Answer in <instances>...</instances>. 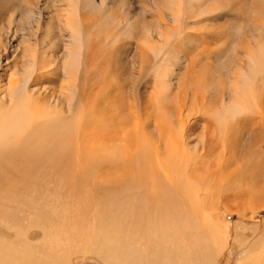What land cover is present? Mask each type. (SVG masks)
<instances>
[{
	"label": "bare ground",
	"instance_id": "bare-ground-1",
	"mask_svg": "<svg viewBox=\"0 0 264 264\" xmlns=\"http://www.w3.org/2000/svg\"><path fill=\"white\" fill-rule=\"evenodd\" d=\"M105 1L58 0L56 2L59 8L60 27L65 28V32L68 31V35H64L67 39L64 41L65 46L63 45L65 55L63 54L60 64L64 83L69 85L65 101L61 102L55 96H51L47 89L42 87L46 83L55 81L51 75L57 71L53 68L54 55L48 52L54 46L46 44L45 37L33 41V38L25 36L21 41L22 45L13 52H9L6 38H0V190L7 197H14L20 191L22 194L25 193L31 185L36 184L37 179H41L36 178V170L46 165L52 168L55 178L59 176L63 178V181L55 183L57 186L55 185L54 191L52 190V195L59 188L64 194L76 197L66 198L72 203H65L64 198L62 200L52 197L56 199L55 208L46 205L43 209L39 208L40 204L37 201L36 204H25L23 208V203L27 200L25 196L0 198V226L5 225V229L14 234L15 238L0 237V264H75L77 256L80 255L95 256L104 264H214V255L217 253L222 256L232 239L231 228L217 222L215 214L218 210L214 207L215 201L202 200L205 194L201 191L195 176H192L196 171L198 173V170H202L199 166L202 161L195 166L192 173V155H190L192 148L189 147L188 142L192 125L190 120L192 111L189 109L191 107L187 103H180L175 115L172 116L173 113L168 115L165 112L160 120L153 121L151 125L148 119L141 117L148 109L144 104L136 107L131 105L132 103L125 102L128 101L125 95L128 90L133 91L136 97L140 96L137 94L141 92V83L146 81L142 76L145 70H147L146 77L150 74L155 76L156 84L159 83L160 88L165 84L166 72L151 66L148 53L143 49L139 51L141 80L139 79L137 83L127 82L122 78L115 80L117 71L121 72L127 66L133 69L136 67L135 60H127L125 47L123 51L106 54L105 57L95 50L93 51L95 54L89 52L85 58L83 49L87 46L86 21L90 20V17L88 18L90 14L87 15L85 12L100 13L106 6ZM184 1L189 3L188 6L192 10V2L196 0L165 1L167 8L176 11V14L171 16V21L176 27L172 35H169L170 30L162 31L159 27L155 33L157 41L153 40L155 37L153 35L143 40L155 59L173 43V40L169 43L173 37L179 36L185 30L181 32V29L186 27V21L181 18V6H184L182 5ZM107 14L114 21L118 18L113 11L108 10ZM106 41L101 44L108 46L112 42L108 39ZM92 45L96 48L95 43ZM101 57L105 59L104 62L101 61ZM103 64L111 68L108 70L112 75L109 79L114 82L111 85H116L114 87L116 94L111 98V93L103 92L104 97L96 98L90 103L92 95H87L85 87L88 85L89 89L102 84L98 76ZM249 64L254 72L263 66L264 49H259L258 54ZM114 73L115 77L112 78ZM234 80L235 98L229 102L223 100L221 108L213 113L217 125L215 128L221 138L227 137L229 140V135L238 137L236 143H232L234 145L227 143L232 148V155L226 159L225 165L229 167L237 162L243 163L242 167L247 168L244 174H249L252 183L257 179L255 176L264 175V154L260 149V146L262 147L260 143H264V107L260 108L261 111L258 110L260 114L255 112L257 109L255 110L256 106L253 105L254 102L252 103L255 94L249 74L243 73L239 80L236 78ZM134 85L135 87L132 88L131 86ZM67 91L65 89L66 93ZM167 93L160 91L159 96H172ZM60 95L62 96L61 93ZM256 113H258L257 118H255ZM246 114H252L254 117L248 115V118L239 122V119ZM233 121L237 124L231 126ZM96 126L101 131L100 138L104 145L110 142L111 134L124 135V141L122 139L119 141L129 142L133 150L131 160L133 157L135 167L140 168V157L144 149L157 153L156 163L160 168L157 167L156 171L150 172L152 191L147 198L139 194V199H135L133 203L131 201V205L124 207L118 203V194L114 186L107 188L101 184L102 187L99 186L101 194L110 197L98 207L97 203L103 198H90L89 183H87L91 173H94V167L98 168V166L88 161L90 163L70 170L69 165L74 155L72 151L83 146V141L81 142V137H84L83 128ZM152 127L155 132L149 130ZM117 137L119 138V135ZM243 139L245 142H242ZM93 147L77 153L85 160L86 156L83 155L88 152V154L93 153L90 151L94 150ZM117 152L101 148L100 167L105 169L107 166L109 170H114L115 165L119 163ZM125 157H129L128 154ZM145 162L150 165V157ZM105 177H111L114 183L118 180L115 175ZM91 179L93 185L97 187L95 177ZM262 181L264 182V178ZM250 182L248 185L251 184ZM247 188L248 200L255 202L252 214L264 210V183L260 188H249V186ZM93 193L95 194V190ZM238 199L244 198L236 200ZM90 206H93V209H89ZM227 211L236 212L243 219L248 216L246 210L229 208ZM32 226L46 230L43 243L32 242L25 238V235H28L26 229ZM259 231L260 227L254 229L255 233ZM31 234L35 240L36 232ZM244 236L245 231H237L234 242L240 246L244 245L246 242ZM240 264H264V230L251 245Z\"/></svg>",
	"mask_w": 264,
	"mask_h": 264
},
{
	"label": "rangeland",
	"instance_id": "rangeland-1",
	"mask_svg": "<svg viewBox=\"0 0 264 264\" xmlns=\"http://www.w3.org/2000/svg\"><path fill=\"white\" fill-rule=\"evenodd\" d=\"M57 1L58 0H0V38H6L9 46L8 48L10 49L9 52H13L15 48L22 45L21 41L25 36L31 39L33 38V41L37 38V40H39L45 37L46 44L54 46L52 49H49L48 52L53 54L55 59L53 68L57 69V71L54 75H51L55 81L50 84L46 83L45 86L42 87L46 88L51 96H55L62 102L63 100L65 101L68 96L67 89L69 86L64 83L62 71L60 69V64L65 55L64 41L67 40L64 35H68V31L65 32V28L63 29L60 27L58 21L59 8L56 5ZM96 1L100 2L101 0ZM165 1L167 0H106V6L100 13H91V11L85 12V14H90L91 16L89 15L88 18L90 17V20L86 21V34L88 36L86 34V37L84 36L87 41V46L83 49V53L86 58L89 52L95 54L93 51L97 50L100 55L105 57L106 54H116L117 51L125 47L127 50V60H135L136 67L134 66L135 69H133L127 66L125 70H121V72L117 71L116 81H118L119 78L127 82L131 81V83L132 81L134 83L139 81L141 78L139 74L141 69L140 49L148 53L147 57L151 58L152 67L166 72L167 77L164 79L165 84L162 86V89L159 83L156 84L153 74L146 77L145 74L147 70H145L142 76L145 77L146 81L141 83V92L139 91L140 93L137 94L140 96H137V98L133 91L128 90L125 94L128 101L125 100V102L132 103L131 105L136 107L144 104L148 109L146 113L143 114L142 112L141 115H143L140 116L142 119H148L151 125L153 121L160 120L165 112L168 115L172 113V116L175 115L180 103H187L189 107H191L189 109L192 111V116L190 118L192 125L189 130L188 142L190 145L189 147L192 148V150L189 149L191 151L190 155H192V173L194 172L195 166L202 161L199 165L202 170H198L199 174L196 171L195 175L192 176H195L194 178L198 181L201 191L205 194L202 200L206 201L208 199H213L215 201L214 203L216 204L214 207L218 210L215 214L216 220L218 223L226 225L227 228H231L230 234L233 239L227 244L222 256L217 253L214 255V264H240V261L244 258L251 245L258 239L264 230V210H259L255 214H252L251 211L255 202H250L246 196L248 186L249 188H260L263 186L264 182L262 180L264 175H259V177L255 176L259 180L262 178V180L257 181L256 179L253 181L255 183H251L249 174H244V172H247V168L244 167V169L242 167L243 163L237 162L234 163V165L231 164L229 167H226L225 161L232 155V148L227 143H236L238 137H236V135H229V140H227V137L221 138L219 131L215 128L216 122L213 113L221 108L223 100L229 102L235 98L233 95L235 86L234 79L236 78L239 80V77L243 73L249 74L252 79V90L255 94L253 95L255 100L253 99L252 103L254 102L253 105L256 106L255 110L257 109L254 111L260 114L261 109L264 107V68H262L264 65H260L261 67L255 70V73L252 70L251 64H249L258 54V50L264 49V0H201V2L200 0H196L192 2V10L190 6H188L189 3L184 1L182 4L184 6H181V18H183L184 22L186 21V27L182 28L181 32L184 29L185 32L183 31L184 33L182 32L179 36L173 37L169 41V43H171L173 40V43L171 45L168 44V48L166 47L167 49L155 59L153 54L148 50L146 44L143 43V40L153 35V37L155 36L153 40L157 41L155 33L159 30V27L162 31L167 32L170 30L171 32L169 35H172L176 28L174 27L175 24L171 21V16L176 14V11L173 12L172 9L170 10V7L167 8ZM29 9H31V11H29ZM108 10L118 15L116 21L108 17ZM177 37L178 39H176ZM86 38L90 39L88 40ZM104 38H106V40H112L110 45L104 46L101 44L107 42ZM92 41L96 44V48H93L94 45L92 44L94 43ZM102 60L103 62L105 61L103 57H101V61ZM105 65L103 64L101 73L98 76L102 84H97L89 89L88 85L85 87L88 96H95L94 98L90 97V103L96 98L104 97L105 92L108 94L111 93V98L116 94L114 89L116 85H111V83L113 84L114 82L109 79L112 75H110L111 73H109L108 70L111 68H107ZM80 72L78 77L80 76ZM257 73L259 74L257 75ZM253 75L257 76V78H254ZM114 77L115 73L112 78ZM76 84H78V82ZM131 87L133 88L135 85ZM160 91H167V95L171 94L172 96H159ZM258 98L261 99L259 100ZM260 102H262L261 105ZM248 115L254 117L252 114H246L239 119V122L248 118ZM256 115H258V113L255 114V118L258 117ZM235 121L232 122L231 126L237 124ZM149 130L155 132L153 127ZM98 131L99 129L97 126L95 128H83L82 133L84 137L82 138L80 136L81 142L83 141V146L72 151L74 155L69 165L70 170H75V168L84 166V164L90 163L91 161L95 163L94 165L98 166V168L94 167V173L90 175L91 178L95 177L98 186L96 187L93 185L94 183L91 178L88 179V181L87 179L85 180L89 183L88 189L90 198H103L100 203H97L96 200L98 207L102 206L105 199L110 197L109 195L101 194L99 186L101 188L102 185L107 188L114 186L118 194V203L124 207H128L129 204L131 205V201L133 203L135 199H139V194H141L143 198H147L152 191L150 172L152 170L156 171L157 167L160 168L156 163L157 153L152 150L144 149L140 157L141 166L140 168L135 167L133 157L131 160V153L133 154V150L129 146V142L122 143V141H119L120 139L124 141V135H121V133L111 134L112 136L110 135L109 139L110 142L105 144L106 147L108 146L106 148L101 142L103 141L102 138H100L101 131ZM117 135H119V138ZM116 137L118 140L114 141L117 139ZM154 137H157V135H154ZM242 142H245V139H243ZM260 144L262 147L264 146V143ZM92 146H94V150L90 151L93 153L88 154V152L83 155L84 157L86 156L85 160L82 159V156L78 154L79 151L92 149ZM262 147L260 146V149L264 154V147ZM101 148L111 150V152L118 151L116 155L118 154L119 163L115 165L114 170H109L105 164V169L100 167L101 165L99 164L102 156V153H100ZM114 149H116V151ZM124 150L125 152H129H126L129 157H125L126 154ZM148 157L151 159L150 165L145 162ZM211 173L213 175H211ZM109 174L111 176L115 175V178H118V180L114 183L111 181V177H105L110 176ZM228 175H230V177ZM37 177L41 179H37L36 184L31 185L25 193L22 194V191H20L14 196L15 198L27 197V200L23 203V208H25V204H36V201L40 204V206H38L41 209L46 205L55 208L56 199H52V197L62 198V200L64 198L65 203H72L71 200L66 199L68 197L76 198L64 194L59 188H57L58 191L52 195L51 192H53L57 186L55 183L63 181V178L60 176L55 178L54 171L51 167L44 165L42 169L36 170V178ZM45 179L46 181L44 182ZM247 180L251 183L250 185H248L249 182ZM93 190H95V194ZM97 191L99 192L97 193ZM128 194L129 196H127ZM5 196L0 190V198H4ZM14 197L6 196L5 198ZM237 198H244L245 200H236ZM90 208L93 209V206H90L89 209ZM229 208L233 210H246L248 216L243 219L236 212H228L227 210H229ZM35 227L32 226L26 229L28 230V235H25V238L32 242L43 243L47 232H45L46 230L43 228L38 226ZM257 227H260V231L255 233L254 229ZM241 230H243V232L245 231L246 236H244L246 242L242 246L234 242L237 231ZM33 232H36L35 240L33 239V234H31ZM9 233L10 232L5 229V225L0 226V237L15 239L14 234ZM75 264L104 263L95 256L80 255L77 256Z\"/></svg>",
	"mask_w": 264,
	"mask_h": 264
}]
</instances>
